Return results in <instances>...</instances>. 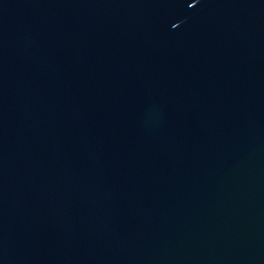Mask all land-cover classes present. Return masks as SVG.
Returning <instances> with one entry per match:
<instances>
[{
	"label": "water",
	"instance_id": "water-1",
	"mask_svg": "<svg viewBox=\"0 0 264 264\" xmlns=\"http://www.w3.org/2000/svg\"><path fill=\"white\" fill-rule=\"evenodd\" d=\"M0 264H264V0H0Z\"/></svg>",
	"mask_w": 264,
	"mask_h": 264
}]
</instances>
